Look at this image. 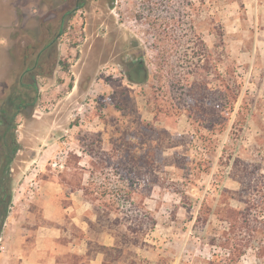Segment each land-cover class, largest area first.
<instances>
[{
  "label": "rangeland",
  "instance_id": "374dc122",
  "mask_svg": "<svg viewBox=\"0 0 264 264\" xmlns=\"http://www.w3.org/2000/svg\"><path fill=\"white\" fill-rule=\"evenodd\" d=\"M25 2V11L17 10L8 32V66L0 70V109L6 107L8 97H17L16 106L28 103V96L18 92L25 53L40 50L58 33L62 15L74 4ZM192 25L210 48L223 25L228 48L239 65L242 91L223 131L195 124L180 109L171 81L159 78L157 38L166 39L164 50H182L187 45L175 40H186ZM139 60L147 73L144 82L135 83L128 70ZM32 65L33 61L27 67ZM33 75L39 100L14 120L18 149L10 164L0 264H72L73 256L65 254L84 253L86 243L75 233L86 226L82 219L94 217L93 205L76 201L75 191L90 179L88 199L110 210L111 218L124 216L131 207L126 204L130 196L132 208L146 196L144 206L155 216L156 225L143 243H120L122 254L107 255L101 252V244L113 245L115 239L104 224L101 232L90 234L91 253L78 264L104 260L110 264H208L210 260V264H264L254 248L234 262L225 249L212 243L226 228L216 214L223 188L239 187L225 162L241 156L262 162L264 172V0H92L66 19L63 35ZM24 80L30 81V76ZM242 108L246 120L235 130ZM9 111L12 115L15 108ZM150 144L162 145L161 162L179 182V189L183 183L190 203H184L179 192L153 185L158 169L152 164L158 158L140 157ZM61 151L66 165L58 170L52 162ZM38 178L41 183L33 184ZM231 202L242 206L237 200ZM204 203L211 215L201 229L196 221ZM88 207L91 211L86 215ZM54 223L65 228L64 240L50 243L40 253L35 241L38 226ZM118 228L111 231L115 234Z\"/></svg>",
  "mask_w": 264,
  "mask_h": 264
},
{
  "label": "trees",
  "instance_id": "16d2710c",
  "mask_svg": "<svg viewBox=\"0 0 264 264\" xmlns=\"http://www.w3.org/2000/svg\"><path fill=\"white\" fill-rule=\"evenodd\" d=\"M191 30L192 32L186 40H181V38H179L180 41L175 40L178 45H187L182 50L180 48L171 52L164 50L162 46L166 39L162 36L157 38L160 48L158 53L159 78L162 81H165L164 78L171 81L174 85L173 92L183 107L180 109L186 111L195 124L204 125L212 132L223 131L232 118L242 91V82L238 72L239 65L230 53L227 33L223 25H220L215 32L217 41L214 48L207 45L194 25L191 26ZM138 68L139 71L135 73V76L129 78L135 83L144 82L147 73L143 61ZM243 109L238 112L237 121L234 124L235 130L238 129L239 124L246 120ZM152 145L147 146L144 154L140 157L145 159L151 155L158 158L157 162L152 164L155 170L158 169L153 173V185L179 192L185 199L183 202L190 203L189 194L183 188V183H180L182 187L179 189L177 187L179 182L170 177L171 171L166 170L161 162L164 152L162 145ZM222 160H224V156H222ZM224 166L229 167V176L238 182L239 187L237 189L223 188L221 194L223 198L216 214L218 219L226 224V228L220 232L219 236H214L212 243L225 249L231 257V261L234 262L249 248H254L260 259L264 258V172L262 171V162L246 160L241 156H231ZM8 173H10V169H8ZM7 177L6 182L8 183L9 176ZM92 182L93 179H90L88 184L81 182L78 186L84 191L85 198L92 203L91 212L95 219L86 218L89 224L88 234L81 228H76L75 238L81 241L86 239L87 248L85 253L68 252L65 254V256H73L72 264H78L83 256L90 255V246L92 245L90 234L101 232L100 229L105 225L108 226L109 234L115 239L113 245L101 244V252L107 255L112 252L122 254L124 249L120 243L130 242L135 245L143 243L148 232L156 225L155 216L144 206L146 196L142 197L141 203H138L135 208H132L134 202L130 196L126 199V204L129 203L131 207L123 212L124 216L111 218L110 210L96 205L94 199H88L92 194L88 185ZM232 199L239 201L242 206H234L231 202ZM210 215L211 208L204 203L196 221L201 229L206 227ZM123 225L126 226V230L122 228ZM117 226L119 228L114 234L111 229ZM128 231L133 234L131 237H129ZM118 236L121 239L118 240ZM62 240H64V235L56 241ZM207 262L210 264L212 261ZM102 264L110 263L104 260Z\"/></svg>",
  "mask_w": 264,
  "mask_h": 264
},
{
  "label": "flooded vegetation",
  "instance_id": "af4514ba",
  "mask_svg": "<svg viewBox=\"0 0 264 264\" xmlns=\"http://www.w3.org/2000/svg\"><path fill=\"white\" fill-rule=\"evenodd\" d=\"M67 4H70V2L74 1V4L72 8L68 9L61 17V27L58 33L53 34V38L49 40V42L43 46L40 50H31L29 52L26 51L25 57L22 61V66L25 68L22 73L19 76V85L20 90L18 91L20 93V96L23 95L28 96L29 101L27 102H19L17 106L15 105V99L13 97H8V100L6 102V107H2L0 109L1 115H0V234L2 233L3 226L5 225L6 221L5 219L8 217L7 215V204L9 199L8 194V183L7 176H10L11 174L8 173V169L11 170L10 164L12 163L11 158H14L16 154V150L18 149V140H17V132H16V126L14 123L15 116L20 114L25 108L27 107H33L35 104H37L40 93H39V84L37 79L35 78V75H33L37 69L41 66V60L44 57V55L47 53V51L53 46L54 43L61 37L64 33V25L65 21L68 17H73L75 13L83 8L86 7V5L91 2L92 0H62ZM72 4V3H71ZM33 61V65L30 67H27V64ZM142 63V60H139L135 64L131 66V68L128 70V77L132 78L135 76V73L139 71L138 67ZM30 76V81L26 82L25 76ZM25 89H30V92L24 91ZM21 98V97H20ZM8 107V108H7ZM9 107H14L15 111L11 115L9 111Z\"/></svg>",
  "mask_w": 264,
  "mask_h": 264
},
{
  "label": "crops",
  "instance_id": "0c3cea01",
  "mask_svg": "<svg viewBox=\"0 0 264 264\" xmlns=\"http://www.w3.org/2000/svg\"><path fill=\"white\" fill-rule=\"evenodd\" d=\"M25 7H26L25 0H21V1H19V0H0V70H1V68H5L8 66V65H6V63L8 62V56H7L8 46L6 43V41L9 38L8 32H9L13 22L15 21V16H16L17 10L19 9V10H22L24 12ZM34 181L36 182L37 185H39L41 183L42 179L38 178V180H34ZM80 192H83V194ZM75 199H76V201H78L80 203H83V202L89 203V201H87V199L85 198L84 191L80 188H77V190L75 191ZM53 206H57V205L54 204ZM90 211H91V209H89V207H88L84 211V213L86 215H88V213ZM92 218L95 219V216ZM44 219L51 220V216L45 215ZM82 221H84L86 223V226L84 225V226H81L80 228L85 233L88 234L89 233L88 232L89 224H88L86 218L82 219ZM64 234H65V228L61 225L56 224V223L49 224V225H45V224L39 225L38 226V235H37V238L35 240L36 244H37V249L40 250L39 251L40 253L45 252V250L47 249V247L49 246L50 243L57 242L56 240L61 238V236H63ZM82 241H84L86 243V239H83ZM86 246H87V243H86Z\"/></svg>",
  "mask_w": 264,
  "mask_h": 264
},
{
  "label": "built area",
  "instance_id": "2783aa9c",
  "mask_svg": "<svg viewBox=\"0 0 264 264\" xmlns=\"http://www.w3.org/2000/svg\"><path fill=\"white\" fill-rule=\"evenodd\" d=\"M66 165V156L65 154L61 151L59 152V154L55 157L54 161L52 162V166L55 169L58 170H63L65 168ZM33 184H36V182L34 180H32Z\"/></svg>",
  "mask_w": 264,
  "mask_h": 264
}]
</instances>
